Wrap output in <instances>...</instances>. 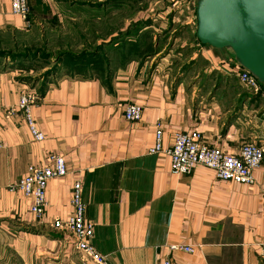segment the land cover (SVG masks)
Listing matches in <instances>:
<instances>
[{"label":"crops","instance_id":"obj_1","mask_svg":"<svg viewBox=\"0 0 264 264\" xmlns=\"http://www.w3.org/2000/svg\"><path fill=\"white\" fill-rule=\"evenodd\" d=\"M76 3L102 5L97 21L123 14L121 27H112L107 39L95 38L106 53L92 69L65 65L43 82L35 80L48 69L40 62L0 60V264H92L68 233L52 228L72 212L75 180L93 226L90 244L109 264H162L165 258L172 264H264V161L246 185L218 180L202 166L173 175L166 154H147L157 123L163 150L174 134L194 131L229 153L244 143L264 149V111L239 84L233 56L201 45L195 30L190 35L197 0H29L31 26L12 13L11 0H0V31L38 26L50 36L55 26L60 35L85 32L71 20L93 11L78 10ZM135 22L141 27H132L134 34L147 32L151 43L138 37L110 42ZM165 33L169 46L142 59ZM180 58L194 60L191 70L173 66ZM31 91L38 96L32 117L41 142L33 141L17 110L19 97ZM132 104L142 110L137 122L124 118ZM50 155L65 160L67 174L47 183L39 223L29 214V199L11 187L28 167L48 165ZM170 245L196 250L171 253Z\"/></svg>","mask_w":264,"mask_h":264},{"label":"built area","instance_id":"obj_2","mask_svg":"<svg viewBox=\"0 0 264 264\" xmlns=\"http://www.w3.org/2000/svg\"><path fill=\"white\" fill-rule=\"evenodd\" d=\"M11 11L19 16L26 25L29 24V0H11ZM238 67L237 80L251 95L260 101L264 111V87L248 71ZM38 99L35 92L22 94L17 103V110L21 113L33 141L44 139L42 132L36 127L32 117V108ZM141 107L129 105L125 108L124 118L128 122H137L141 118ZM163 129L160 123L155 125V140L147 154L164 153L170 158V171L173 175H188L195 166H202L214 173L216 179L236 184L250 185L253 183L252 172L259 168L264 161V149L254 143L242 144L238 151L229 153L220 147L210 146L202 140L197 131L191 134L176 133L169 149L162 148ZM67 174L65 160L58 155L49 156V164L43 167L30 166L24 177L17 180L11 187L14 192L21 193L29 199V214L43 223L47 207V183L54 178H62ZM70 206L72 212L66 220H55L52 228L68 233L73 239V247L91 261L92 264H109L106 257L98 253L90 244L93 236V226L86 221V204L82 199V185L75 180L72 185ZM169 252L193 254L195 247L189 245H170ZM162 264H172L169 258L162 260Z\"/></svg>","mask_w":264,"mask_h":264},{"label":"water","instance_id":"obj_3","mask_svg":"<svg viewBox=\"0 0 264 264\" xmlns=\"http://www.w3.org/2000/svg\"><path fill=\"white\" fill-rule=\"evenodd\" d=\"M195 37L228 51L264 87V0H197Z\"/></svg>","mask_w":264,"mask_h":264},{"label":"rangeland","instance_id":"obj_4","mask_svg":"<svg viewBox=\"0 0 264 264\" xmlns=\"http://www.w3.org/2000/svg\"><path fill=\"white\" fill-rule=\"evenodd\" d=\"M95 11V10H92ZM93 14H89V16H97L98 14H95V12H92ZM123 15L122 13L117 12V15L115 14H111L108 17H105L103 19H101L100 21H94L93 24L90 23L89 20H87L90 24L88 25H83V21L86 20V18L81 19L80 24H78V26L81 27H87L88 30H86L85 32H78V33H73L70 35V31L67 29L65 31V33H63L62 35H60V33H58V30H55V26L50 27L51 30H53L52 33H49L50 36H48V32L47 33H43L42 29L40 31V28L38 26H34L31 29L27 30V31H22V33H7V32H0V51H7V52H13V53H19V52H24V51H42L44 54L49 55V60L48 61H41L40 60V64L44 65V67H48V69L46 71H49V73H56L57 72V68H55V70H53L54 67V59H57L58 54H60L61 52H71V53H80L82 51H91L92 49H94L95 47V43H96V39L101 38V39H107V34L110 33V30L112 27H115L117 25V23H119V26H122L121 19L120 16ZM85 16V15H84ZM119 17V18H118ZM120 19V20H119ZM72 22H78L77 19L74 20V18L71 20ZM39 29H38V28ZM120 27H118L116 30H119ZM195 27H192V29H190V35H192L193 31ZM97 29V31H96ZM103 29V30H102ZM108 29V30H107ZM45 32V31H44ZM148 38L146 39L147 42L151 43V40H154L153 37L147 35ZM168 37L166 34H162L158 37L155 38V43H157V49H159L160 47H162L163 45H169L170 42H166L168 41ZM139 40L145 39L144 37H140L138 38ZM173 39V38H172ZM171 39V40H172ZM170 40V41H171ZM128 40L126 41H120L119 43H127ZM29 43H32L31 45L25 47L24 45H28ZM146 43V42H145ZM24 44V45H23ZM69 44L68 47H66ZM85 44V45H82ZM159 44V45H158ZM45 45L49 46V49H47L45 47ZM55 48V49H54ZM53 49V50H50ZM169 49V47H168ZM167 49V50H168ZM166 51V50H165ZM165 51L163 52V54L165 53ZM106 53V49L103 50V56ZM43 55V54H42ZM152 55L149 56H144L142 59H147L150 58ZM56 57V58H55ZM105 58V57H103ZM173 66L176 65V68H179L180 65H183L185 62H183V59L180 58V62H178L179 60L174 59L173 60ZM5 62H9V60H5ZM67 63H71V64H65V65H72V67L76 69V71H87L88 66L85 62H76V61H69ZM89 64V62H88ZM63 65V66H65ZM46 71L42 72L40 75H38L36 78V81H39L40 79L43 80V82H45V75H46ZM55 71V72H54ZM46 72V73H45Z\"/></svg>","mask_w":264,"mask_h":264},{"label":"trees","instance_id":"obj_5","mask_svg":"<svg viewBox=\"0 0 264 264\" xmlns=\"http://www.w3.org/2000/svg\"><path fill=\"white\" fill-rule=\"evenodd\" d=\"M74 6H79L78 8H76V9H78V10H82V11H84V10H87L88 12V14H89V11H92V10H95V11H93V12H95V14H96V11H97V9H101V6L102 5H95V6H90V5H84V3H82V4H80V3H76V4H73ZM80 8V9H79ZM82 8V9H81ZM81 12V11H80ZM82 14V13H81ZM86 14V13H85ZM93 14V13H92ZM107 14V12L106 13H104V15H106ZM86 16V20L85 21H83V25L85 26V25H88L89 26V24L90 23H92L93 24V22L96 20V16L94 15H92V16H89V17H87V15H85ZM81 19H84V18H81ZM81 19H79V21L78 22H76V23H74V27H81V26H78V24H80V22H81ZM87 20H89L90 21V23L87 21ZM27 21L29 22V26H31V18H30V11H29V15H28V17H27ZM97 21V20H96ZM132 27H141V24L140 23H138V22H135V23H131L130 24V26H129V28L128 29H126L125 31H123V32H120L116 37H112V39L110 40V42H112V41H116V40H118V39H121V41H126L129 37H138L139 38V36L140 37H144L145 39H147L148 38V36L147 35H149V34H147V32H143V33H139V34H134V31L135 30H133V29H131ZM30 28V27H29ZM87 30H88V28H87ZM0 32H7V33H14V34H18V33H22V31H17V30H11V29H7V30H4V31H0ZM167 36H169L167 33H165ZM175 36V35H174ZM194 38H196L195 37V32H194ZM123 39V40H122ZM32 43H29L28 45H24L25 47H27V46H29V45H31ZM105 45H108V44H105ZM69 46V44L66 46V47H68ZM169 46V45H168ZM45 47L47 48V49H49V46H47V45H45ZM101 47H102V45L101 46H97V47H94V49H92L91 51H89V50H87V51H82V52H80V53H71V52H66V51H64V52H61L60 51V54H58V57H57V59H54L55 60V62H54V67H53V70H55V68H57L58 70L60 69V68H62L63 67V65H65V64H71V63H67V62H73V61H78V62H85L86 64H87V66H88V69H92V67L93 66H90L91 64L93 65L94 63H96V62H100L102 59H105V58H103V56H102V52H101ZM153 47L154 46H151V50L149 51V53L148 54H146L145 56H149V55H155V54H158L161 50H160V48L159 49H157V47H156V49H153ZM55 49V48H54ZM50 50H53V49H50ZM152 50H155V51H153L152 52ZM167 50V49H166ZM181 51V49H178V51L177 52H180ZM185 54H183V58H185L186 56H187V52L185 51L184 52ZM43 54V55H42ZM56 58V57H55ZM0 60H9V63L10 64H15V63H18V62H20V61H23V60H31V61H38V62H40V60L41 61H48L49 60V55H47V54H44L42 51H34V52H32V51H24V52H19V53H13V52H7V51H0ZM194 60H192V61H190L188 64H184L183 66H182V72L183 73H186L188 70H191V68H192V66H193V62ZM88 62H89V64H88ZM77 69V67L74 69V70H76ZM95 69H97V67L95 68ZM94 69V70H95ZM57 70V71H58ZM56 71V70H55ZM54 71V72H55ZM96 71V70H95ZM47 72V73H46ZM45 73H46V75H45V80L47 81L48 80V78L52 75V74H54V73H49V71H46ZM83 72H85L86 73V71H83ZM212 74H215V72L214 73H212ZM207 78V77H206ZM205 78V79H206ZM207 79H209V76H208V78ZM29 81H32V79H28ZM36 80V79H35ZM204 85L205 86H207L208 85V82H204ZM44 89V88H43ZM43 91V90H42Z\"/></svg>","mask_w":264,"mask_h":264}]
</instances>
